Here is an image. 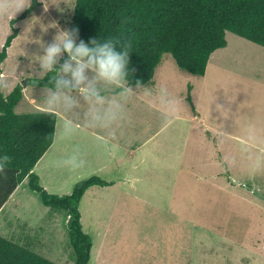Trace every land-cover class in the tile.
I'll return each instance as SVG.
<instances>
[{
    "label": "rangeland",
    "instance_id": "rangeland-1",
    "mask_svg": "<svg viewBox=\"0 0 264 264\" xmlns=\"http://www.w3.org/2000/svg\"><path fill=\"white\" fill-rule=\"evenodd\" d=\"M30 4L0 0V50L16 33L0 83L4 95L21 88L17 114L57 115L54 144L33 170L42 189L62 197L92 176L107 182L79 203L87 264H264V47L226 32L203 76L164 54L137 99L101 84L102 104L75 91L65 93L74 103L53 102L55 89L32 82L45 76L35 40L51 43L57 29L42 26L53 22L75 27V0H48L46 12L41 3L21 18ZM109 108L112 118H95ZM73 156L81 166L64 164ZM26 188L27 179L0 213V234L74 264L66 212Z\"/></svg>",
    "mask_w": 264,
    "mask_h": 264
},
{
    "label": "trees",
    "instance_id": "trees-1",
    "mask_svg": "<svg viewBox=\"0 0 264 264\" xmlns=\"http://www.w3.org/2000/svg\"><path fill=\"white\" fill-rule=\"evenodd\" d=\"M40 4L31 0L20 17ZM72 23L79 28V39L86 42L112 39L117 50L131 42L126 86L132 88L153 79L164 54H170L179 69L203 76L212 53L226 46V32L264 47V0H75ZM15 35L0 50V65ZM35 81L55 89L53 73ZM22 96L19 86L4 95L0 83V157H7L0 169V210L27 179L28 188L45 207L66 212L74 264H87L92 241L82 230L79 203L90 187L107 182L92 176L62 197L39 186L33 169L53 144L57 115L49 111L17 114L14 109ZM12 237L0 234V264H57L13 242Z\"/></svg>",
    "mask_w": 264,
    "mask_h": 264
},
{
    "label": "clouds",
    "instance_id": "clouds-1",
    "mask_svg": "<svg viewBox=\"0 0 264 264\" xmlns=\"http://www.w3.org/2000/svg\"><path fill=\"white\" fill-rule=\"evenodd\" d=\"M40 2L43 3L46 12L49 7L48 0ZM48 27L56 28V34L51 43L45 44L41 38L35 40L42 49L36 60L41 73L54 74L55 92L51 96L53 102L63 100L65 103H74L65 93L75 91L86 101L94 100L102 104L103 97L97 85L122 86L127 82L130 74L131 42L117 50L112 39L89 38L87 42L78 39V27L60 29L58 24L53 22L48 26H42V31L47 32ZM32 82L36 83L35 80ZM124 91L128 92L131 89L125 88ZM113 116V109L109 108L102 110V114L98 112L95 118L110 119ZM5 160L6 156L0 157V169L3 168ZM64 164L76 168L81 166L82 161L73 156L64 161ZM68 221L67 215V223Z\"/></svg>",
    "mask_w": 264,
    "mask_h": 264
},
{
    "label": "crops",
    "instance_id": "crops-1",
    "mask_svg": "<svg viewBox=\"0 0 264 264\" xmlns=\"http://www.w3.org/2000/svg\"><path fill=\"white\" fill-rule=\"evenodd\" d=\"M125 88H128V89H131V91H128V92H125L124 91V89ZM118 90H120L121 91V93H129V95L128 96H130V97H134V98H139L138 96H136L137 95V92H138V90H134V88H132V87H128V86H124V85H122ZM136 91V92H135ZM141 101L142 102H144V101H146L144 98H142L141 99ZM53 144H54V141H53ZM42 159V158H41ZM38 164V163H37ZM34 170V169H33ZM39 178V177H38ZM19 187H20V185L17 187V189L14 191V193L19 189ZM25 189V188H24ZM26 189H28L29 190V188H26ZM23 191V190H22ZM14 193L9 197V199H8V201L3 205V207L1 208V210H0V213L3 211V209L6 207V205L8 204V203H10V202H12L13 201V199H15V196H13L14 195ZM86 193V192H85ZM82 199V198H81ZM17 201V200H16ZM15 201V202H16ZM81 201V200H80ZM15 202H13V203H15ZM14 214H16L15 213V211H14ZM65 218H67V215H65Z\"/></svg>",
    "mask_w": 264,
    "mask_h": 264
}]
</instances>
